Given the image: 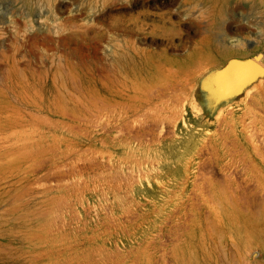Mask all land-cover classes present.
Returning a JSON list of instances; mask_svg holds the SVG:
<instances>
[{"label":"rangeland","instance_id":"obj_1","mask_svg":"<svg viewBox=\"0 0 264 264\" xmlns=\"http://www.w3.org/2000/svg\"><path fill=\"white\" fill-rule=\"evenodd\" d=\"M259 1L0 0V264H264Z\"/></svg>","mask_w":264,"mask_h":264},{"label":"water","instance_id":"obj_2","mask_svg":"<svg viewBox=\"0 0 264 264\" xmlns=\"http://www.w3.org/2000/svg\"><path fill=\"white\" fill-rule=\"evenodd\" d=\"M264 55L254 58L233 59L213 77V95L224 99L241 93L247 86L264 76Z\"/></svg>","mask_w":264,"mask_h":264},{"label":"bare ground","instance_id":"obj_3","mask_svg":"<svg viewBox=\"0 0 264 264\" xmlns=\"http://www.w3.org/2000/svg\"><path fill=\"white\" fill-rule=\"evenodd\" d=\"M215 1H216V3L214 5L215 11L213 13V17H214V20L216 23H218V22L220 23L221 18H223L226 14V11H227L226 9H227V6L229 5L230 0H215ZM252 2H253L254 7H258V6L262 5V3L259 0H252ZM240 27H242V26H240ZM216 37L217 36L212 35L211 37L206 38L202 42V46H201L202 48H199L196 50V54H194V55L195 56L197 55V61L195 62L197 65V68L202 67V65H204L206 60L210 61L214 56H217V55L220 56L222 54L232 53L233 50L227 49L223 44L222 45L216 44V42H215Z\"/></svg>","mask_w":264,"mask_h":264}]
</instances>
